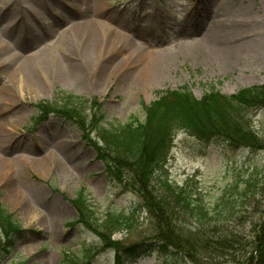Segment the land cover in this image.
I'll use <instances>...</instances> for the list:
<instances>
[{
  "label": "rangeland",
  "instance_id": "374dc122",
  "mask_svg": "<svg viewBox=\"0 0 264 264\" xmlns=\"http://www.w3.org/2000/svg\"><path fill=\"white\" fill-rule=\"evenodd\" d=\"M43 52L45 66L22 70ZM262 84L264 0H0V203L19 225L9 252L0 230V264H115L117 247L156 229L128 177L111 178L78 126L39 113L40 103L79 96L108 128L143 121L159 91L185 86L199 99L210 86L231 95ZM243 115L264 143V107ZM250 148L178 130L159 170L218 214V232L234 239L220 264L251 251L246 242L264 211V145ZM80 188L90 220L76 219L71 204ZM122 212L130 224L108 225ZM176 216L183 234L197 230L184 212ZM119 253L121 264H182L157 250Z\"/></svg>",
  "mask_w": 264,
  "mask_h": 264
},
{
  "label": "trees",
  "instance_id": "16d2710c",
  "mask_svg": "<svg viewBox=\"0 0 264 264\" xmlns=\"http://www.w3.org/2000/svg\"><path fill=\"white\" fill-rule=\"evenodd\" d=\"M85 106L84 99L66 94L51 103H40L38 108L39 113L52 112L76 124L82 137L92 144L106 173L118 182L127 176L126 185L139 195L156 220L155 233L150 239L116 248L114 263H123L120 251L137 254L157 250L171 260L180 259L182 264H220L215 259L222 251L231 249L234 239L218 232L215 221L218 214L193 198L185 187L158 174L178 130H185L201 141L220 139L234 148H262L263 141L243 121V112L264 107V84L241 88L231 95L210 86L199 99L185 86L159 91L156 99L144 106L143 121L133 117L123 125L108 128L98 119L92 121L94 117L87 115ZM93 131L95 138L89 137ZM86 197L85 189L80 188L71 199L76 219L90 220L86 215L92 212V207ZM178 210L198 224L196 231L183 234L177 228ZM130 216L123 212L111 213L108 225H128ZM0 230L7 241L5 244L2 241V246H6L3 250L9 252L19 225L1 203ZM251 232L246 242L251 251L242 260L233 259V264H264V211Z\"/></svg>",
  "mask_w": 264,
  "mask_h": 264
},
{
  "label": "bare ground",
  "instance_id": "6f19581e",
  "mask_svg": "<svg viewBox=\"0 0 264 264\" xmlns=\"http://www.w3.org/2000/svg\"><path fill=\"white\" fill-rule=\"evenodd\" d=\"M117 35H118V33H117ZM208 35H210V34L207 32L206 34H204V36H202V38L205 39L206 36H208ZM89 49L87 48V50H89ZM116 52H117L116 48L114 49L113 47H109V48L106 49V53L109 54V55H113ZM106 60L107 59H103V57L100 60V69L103 70V71H104V69L105 70L107 69L106 67H108V64H107ZM128 61H129V58L124 59L123 60L124 65ZM46 63H47V54L45 52H43V53H40L38 55H35V56L31 57L28 60V62L23 65L22 70L26 71L27 73H30L31 69L33 68V66L34 67H37V66L41 67V66H45ZM55 64L59 68L64 66L66 70L68 69L67 72H70L69 74H73V72H74V71H71V69H69V66L67 64L63 63L62 61H57V63H55ZM100 73H102V71ZM32 218H34V217H32Z\"/></svg>",
  "mask_w": 264,
  "mask_h": 264
}]
</instances>
